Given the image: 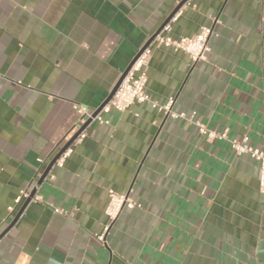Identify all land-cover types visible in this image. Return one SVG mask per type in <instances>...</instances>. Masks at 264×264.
Wrapping results in <instances>:
<instances>
[{
    "label": "crops",
    "instance_id": "obj_1",
    "mask_svg": "<svg viewBox=\"0 0 264 264\" xmlns=\"http://www.w3.org/2000/svg\"><path fill=\"white\" fill-rule=\"evenodd\" d=\"M165 25L212 31L205 61L148 58L146 92L185 118L101 112ZM243 138L264 147V0H0V264H264L259 166L229 144ZM108 190L139 207L104 233Z\"/></svg>",
    "mask_w": 264,
    "mask_h": 264
},
{
    "label": "built area",
    "instance_id": "obj_2",
    "mask_svg": "<svg viewBox=\"0 0 264 264\" xmlns=\"http://www.w3.org/2000/svg\"><path fill=\"white\" fill-rule=\"evenodd\" d=\"M163 32H169V25H165L162 32L156 34L151 38L148 43L140 48L134 57V60L127 70V72L120 77V82L117 85L111 98L102 105L101 112H108L109 109H114L117 112H123L133 104L148 103L152 108L157 109L159 112H164L166 116L177 119H184V114H177L171 110L173 99H169L165 105H158L151 100L150 95L145 90L146 83V67L148 58L156 47L172 48L174 50H180L184 52L192 63H198L205 61L211 52L209 46V39L212 31L209 27H201L200 31L193 37H180L173 38L169 35H163ZM74 110L82 117L86 118L88 122L98 121L101 122L98 114H90L83 106L74 104ZM200 134L205 135L207 140L213 139H225L224 133L219 134L214 131L208 130L202 123L196 122ZM83 138V134H80L78 140ZM230 147L235 155H248L251 159L255 160L259 166L258 175V191L264 199V147L254 148L250 146L246 138L241 140H230ZM71 150L66 149L60 157L56 160V166L62 168L64 161L69 156ZM22 196H26L24 192H21L15 200L18 203ZM139 207L126 195H121L113 190H108V203L105 208L106 224L104 226V233H107L117 219L120 211L123 208ZM104 235L98 237L99 240H103Z\"/></svg>",
    "mask_w": 264,
    "mask_h": 264
},
{
    "label": "water",
    "instance_id": "obj_3",
    "mask_svg": "<svg viewBox=\"0 0 264 264\" xmlns=\"http://www.w3.org/2000/svg\"><path fill=\"white\" fill-rule=\"evenodd\" d=\"M133 60H134V58H133ZM133 60L131 61V63L129 64V66L126 68V70L123 72L122 76H123V75L127 72V70L130 68V66H131V64H132V62H133ZM122 76H121V77H122ZM120 79H121V78H120ZM120 79L118 80L117 84L115 85V87L113 88V90L111 91V93L109 94V96L107 97V99L105 100L104 104L107 103V101L111 98V96H112V94L114 93V91H115L117 85H118L119 82H120ZM104 104H103V105H104Z\"/></svg>",
    "mask_w": 264,
    "mask_h": 264
}]
</instances>
